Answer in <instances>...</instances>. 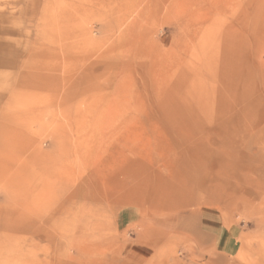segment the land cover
Masks as SVG:
<instances>
[{"label":"rangeland","instance_id":"1","mask_svg":"<svg viewBox=\"0 0 264 264\" xmlns=\"http://www.w3.org/2000/svg\"><path fill=\"white\" fill-rule=\"evenodd\" d=\"M0 264H264V0H0Z\"/></svg>","mask_w":264,"mask_h":264}]
</instances>
